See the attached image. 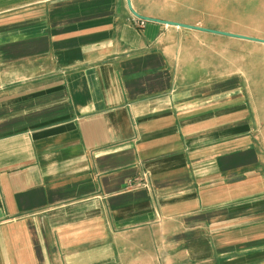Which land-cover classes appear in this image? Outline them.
Here are the masks:
<instances>
[{"label":"crops","instance_id":"0c3cea01","mask_svg":"<svg viewBox=\"0 0 264 264\" xmlns=\"http://www.w3.org/2000/svg\"><path fill=\"white\" fill-rule=\"evenodd\" d=\"M131 6L225 32L206 0ZM140 20L129 0H0V264H264L227 37Z\"/></svg>","mask_w":264,"mask_h":264},{"label":"rangeland","instance_id":"374dc122","mask_svg":"<svg viewBox=\"0 0 264 264\" xmlns=\"http://www.w3.org/2000/svg\"><path fill=\"white\" fill-rule=\"evenodd\" d=\"M206 1L212 8L200 10L199 21L209 20L207 24L213 23L228 33L264 39V0ZM213 40L215 51L228 52L224 61L225 65L229 64L232 77L241 76L240 90L252 112L264 160V45L232 38L213 37Z\"/></svg>","mask_w":264,"mask_h":264},{"label":"water","instance_id":"95a60500","mask_svg":"<svg viewBox=\"0 0 264 264\" xmlns=\"http://www.w3.org/2000/svg\"><path fill=\"white\" fill-rule=\"evenodd\" d=\"M129 4H130V8H131L132 12L134 13V15L137 18L144 20V21L157 22V23H161L162 25H169V26H173V27H180V28H184V29L196 30V31L210 33V34L223 36V37H227V38H232V39H237V40H241V41H246V42L264 45V39H259V38L248 37V36L239 35V34H232V33H228V32L207 29V28H203V27L189 26V25L175 23V22H169V21H163V20L143 17V16H140L138 13H136L132 9L131 0H129Z\"/></svg>","mask_w":264,"mask_h":264},{"label":"built area","instance_id":"2783aa9c","mask_svg":"<svg viewBox=\"0 0 264 264\" xmlns=\"http://www.w3.org/2000/svg\"><path fill=\"white\" fill-rule=\"evenodd\" d=\"M145 24L144 20H140V25L143 26Z\"/></svg>","mask_w":264,"mask_h":264}]
</instances>
